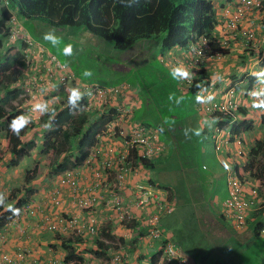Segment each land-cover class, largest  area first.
Here are the masks:
<instances>
[{
  "label": "crops",
  "instance_id": "obj_1",
  "mask_svg": "<svg viewBox=\"0 0 264 264\" xmlns=\"http://www.w3.org/2000/svg\"><path fill=\"white\" fill-rule=\"evenodd\" d=\"M212 2L215 5L216 11L214 35L220 41L227 44V49L229 51L222 57L209 56L205 59L204 65H201L200 70L202 69L205 72L207 80L200 85L194 94L186 99L183 112L186 117L182 115V118L179 120L177 115L173 114L169 116L171 119L169 122H163L165 127L168 128L169 124H173L172 126H175L177 130L190 124L195 126L194 131H178V133L181 137L180 139L186 138L192 143V145L193 143L195 144L194 151L199 152L204 158V163L201 167L206 170V175H202V172L199 171V163L196 164L195 162H191V164H189V162L185 163L182 160L180 152L182 140H178L177 137H174L171 139V142L166 141L164 138V132H161L159 128H156L159 134V139L162 144H164V150L156 158L151 159L148 166L138 163L136 166L137 170L128 177L123 187V192L126 195H130L131 190L140 184L155 192H159L165 201H168V193H170L171 200L168 201V204L173 205L175 202L179 203L180 200L191 196L193 192L198 191V187H201L200 185H202V183L203 185L204 183H208L210 185L219 184V194H221L222 189L225 193V196H220L222 198L221 207L217 211H212L210 208L211 213H207L206 211L209 207H204L202 210V212L206 214L207 223L210 224H214L218 220H224V222L226 221L227 223L231 222L227 217H222L223 203L226 197L230 194L227 183L228 171L225 165L228 167L236 161V155L234 153L240 145L235 142L230 145L224 143V140L227 137V132L223 129L220 134L218 133V121L214 119L206 110L207 105L213 101L224 100L227 96L226 92L230 88H234V94L237 99L238 106L239 108H245V110L244 112L237 114L231 124L235 122H243L244 124H251L253 126L251 130L239 134L244 139V149H246L249 153L254 147H257L264 137V133L262 135V132L264 131V76L256 77L254 75L255 73L264 70V48L262 46L259 47L258 44H256L257 41L247 43L245 40L246 33L251 31L256 33V37L258 39L263 36L264 14H259L257 11H253V9L248 10L240 22L239 29L236 32H233L227 27V18L224 15L223 9L225 7L233 9L237 8L240 0H212ZM139 51L143 52V58L139 60V68L137 70L139 72V75L137 76L138 81L136 84H131L129 82L120 83L123 84L121 86L129 88V90L124 89L120 100L117 102L113 100L111 103V106L113 105L111 115L114 116L118 110L123 107H129L132 109V113L129 117L133 120V122L145 124L146 121L143 119V116L146 112L141 113V110H150L152 106L151 101H153L154 95H157V92L156 94H152V92H154L155 87H160L159 84L162 83L161 81L163 79L171 77L174 80L178 94L186 96L189 87L188 80H193L196 77V72L199 71H197V69L190 64V57L193 56L190 48L175 47L170 50L163 51L162 47H158L156 50V52L159 51L158 54L154 52L155 56L157 54L156 57L151 55L149 51L142 49ZM154 57L156 58V60H154V62H156L155 69L151 70L149 64L152 62ZM121 67H127L128 71L132 70L129 66L121 65ZM177 69H179L180 72H187L188 75L186 77L180 75L179 72H177ZM251 82L254 83L251 84ZM39 88H41V85ZM23 94L24 91H22L21 96ZM198 96L201 97L202 100H198ZM209 97H214V99L209 100ZM35 100L36 99H33V101ZM63 102L64 101H61L59 105ZM20 104L25 112L28 108L34 109L30 101H22V98L20 99ZM254 105H261L262 107L258 108L254 107ZM85 113H87V111H85ZM95 118L96 117L93 114V119L95 120ZM103 119L106 120V117H103ZM191 119L194 121H191ZM255 119L258 123L255 122ZM165 120L166 119H164V121ZM181 121L182 125H180ZM129 123H131V121H129ZM129 123L127 120L124 125L126 127V131H130L132 128V125ZM106 125L107 122L103 125L102 130L106 127ZM228 125L225 129L230 127V124ZM42 126V122L39 125L32 126L30 130H27L20 137L22 142L34 140L36 146L31 151L29 156H26L18 165H16L15 170L17 171L15 173H19L20 170H23V168H28L33 164L38 166V168L44 164L39 161L38 155H36L40 145L35 138L40 134V131H37L36 129L39 130ZM136 126L137 125H135V127ZM197 131L200 133L199 135H196ZM171 134L172 132H170V135ZM218 136L220 137L218 138ZM234 138L236 137H232L233 141ZM101 140H103V138H99V142ZM218 140L219 143L220 140L223 141V145L221 146L222 148L219 150L215 148V146L218 145L216 143ZM94 151L95 146H92L90 148V154L85 162L76 168L69 170L77 175L82 187L93 180L92 170L90 167ZM10 155L12 157L11 152ZM240 160H242V158ZM49 162H52L51 159H49ZM135 164H137V161ZM171 166L172 168L177 169L178 180H169L165 178V175H167V177L169 176ZM155 168H158V170L160 169V174H163V178L161 179L164 180L154 178L153 171ZM64 174L65 173L58 174V179H60V176ZM0 179V190H2L0 192H9L14 183L13 177L4 176ZM42 180L43 177L32 181L30 184L40 188L41 186L37 184H41L43 182ZM23 183H21L20 186ZM23 187L24 184L19 187L20 190H22ZM58 188L60 190V198L62 200L60 206H54L51 203L52 200H50L46 203L47 205H40V209H38L34 215H30L28 213H22L17 216L15 215L14 219L9 222V225H5L0 229V233H5L6 231L7 234L6 242L4 244L0 242V252L5 251L14 255L18 253L26 254L27 257H24V259L19 261L18 264H41L44 263V261H47L48 264H56L55 259L52 257L53 255L50 253L52 247L51 244H55V249H57V253H59L62 251L63 242L57 238V235L65 236L66 233L68 236H71L74 235V233L72 230L67 229L63 230L64 233L62 234H55V239H46V237H42L43 235H41V233H46V231H48L46 227L47 225L44 227L46 212L53 213V210H55V220L58 219V222H60L61 217H65L67 219L77 218L79 220H86L90 216L94 215L98 220V234L102 229H110L112 233H114L118 229L117 226L122 230L124 229L119 221L118 213L112 209L110 203L108 202L109 195L106 191H102L100 193L102 198L99 204L92 207V209L82 210L76 205L74 200L75 198L71 194V189L67 185L59 183ZM46 191L47 190H40L39 194H37L38 196H35L33 200H44V194ZM261 195L263 196L259 199V203L264 201V193ZM9 204H14V201L11 200ZM261 204L262 203H260V207ZM48 207H50V209L47 210ZM149 209L153 212L159 211V208L156 205L151 206ZM174 209L175 208H173L170 212L173 213ZM134 210L139 212L136 208H134ZM1 212L2 211H0V215H2ZM164 212L168 213L169 211H163L162 213ZM43 218L44 220H42ZM247 218L249 224L237 233V235H244V238H250L253 237V235L255 236L254 231L256 230V226L259 222L264 221V207H261L260 210L256 209L255 211H251ZM40 221H43L42 226L39 225ZM162 227L164 229L163 224ZM131 228L132 229L129 228V232L132 233L133 231V237L131 236L132 238L129 239L133 241L136 240L135 244L138 245L136 253L141 254L139 259H134V263L152 264L151 257L154 254H157L162 247V240H150L146 237L147 235H143L140 238L137 237L139 229L147 231L143 225L137 227L131 226ZM217 228L220 231V228ZM261 236H264V229ZM86 238H89V236L83 237V240L85 241L84 243H76L77 248L80 249L86 247L88 250H96L98 245L94 239L93 241H90ZM224 238L225 243H227L228 237L226 236ZM164 240L165 238H163V241ZM108 241L109 240H105L106 243ZM189 261L191 264H198L191 259H189ZM158 264H163L162 258H160Z\"/></svg>",
  "mask_w": 264,
  "mask_h": 264
},
{
  "label": "rangeland",
  "instance_id": "obj_2",
  "mask_svg": "<svg viewBox=\"0 0 264 264\" xmlns=\"http://www.w3.org/2000/svg\"><path fill=\"white\" fill-rule=\"evenodd\" d=\"M7 1L8 0L0 1V16H3V9H6L9 15L7 18L8 22H6L7 28L0 30V37L3 40V44L0 46V71L2 64L5 63L7 59V53L10 48H18L26 58L27 55L37 58L31 60L30 64L35 65L32 67L33 70H27V72L20 77L19 84L14 83L11 85V88L15 90V88L17 89L18 87H21L20 83L22 82L25 84L24 86L31 89V91H27L22 96L20 94L19 97L11 104L19 107L21 105V98L22 101L31 102L34 109L28 108L26 112L23 110L24 112L22 113V116L25 114L31 121L28 124V128H31V125H39L40 123L38 122H41L45 112L55 109L61 101H67L72 90L78 89L77 84L73 81V78L72 81L68 82V85L62 87L61 89H58L59 87L55 89V86L48 84L46 79L43 77V70H35L36 65L40 67L39 64L42 62L41 61L39 64H36L38 60L42 58L39 54L42 52L43 47H45L49 52L56 54L61 61L66 63L71 68L77 80L81 81L83 84L89 87L113 88L120 87L123 85L120 84L122 82L136 84L138 81L137 76L139 75V72L137 71L139 68V60L143 58V52H140L139 50L142 49L149 51L152 55V53L156 52L160 46V41L157 38H153L139 40L130 49L120 50L114 46L112 41L94 35L83 26H66L58 28L39 20L29 19L25 21L24 26V20L18 15L17 11L14 10V7H5V5H8ZM14 16H16V20H10L11 17ZM49 33L59 38L58 44L53 45L51 41L44 38L45 35ZM68 45H71V53L65 54L64 49ZM158 52L159 51L156 53ZM154 60H156L155 57L149 64L151 70L155 69L156 62H154ZM121 65L129 66L132 70L128 71L127 67H121ZM13 68L16 69V66H13ZM86 71L90 72L91 75H85ZM5 75L6 72H2V75L0 76V83L5 79ZM18 78L19 75L16 80H18ZM190 82L191 81L188 80L189 85ZM34 84L36 85L34 86ZM40 85L41 88H39ZM159 85L160 87H155L154 92H152V94H156L157 92V95H154L153 101H151L152 106L150 110L147 109L149 113L145 110H141V113L146 112L143 116V119L146 121L145 124L151 127L154 126L157 129L159 128L161 132H164V138L166 141L171 142V139L174 137H177L178 140H182L180 145L182 160L185 163L189 162V164H191V162H195L196 164L199 163V171H201L202 175H204L206 170L201 167L204 163V158L199 152L194 151V143L192 145V143L186 138L180 139L181 137L178 133V131H194L195 126L190 124L177 130L175 126H172L173 124H169L168 128L163 124V122H169V120H171L169 118L171 113L178 112V108L181 106L185 107V101L191 95L187 94L186 96H182V94H178L174 80L171 77L162 81ZM126 89L129 90V88ZM79 91L82 93L81 90ZM123 92L124 91L114 93L116 102L120 100ZM33 99L36 100L33 101ZM37 105H40L41 108H37ZM112 107L113 105L111 108L109 107L110 110L107 115L110 114V111L113 109ZM176 114L179 115L180 113L178 112ZM182 115L185 116V114H183V110ZM164 119L166 120L164 121ZM191 121L194 120L191 119ZM255 122L258 123L256 119ZM180 125H182V121L180 122ZM46 128L47 126H42L41 129H36L37 131H40V134H37L38 136L35 137L36 141H38V144L40 145L36 155H38L39 161L44 164L39 168L33 164L28 168H23L20 172L18 171L19 173H15L17 171L15 170L16 166L10 165L13 158L10 155V138L7 136V131L2 129L0 132V178L4 176H12L14 180L9 192H0V194H3L5 197L4 205H2L4 211L1 212L2 215L0 216L5 215V213L7 216L10 214L6 211V206L13 199V195L20 191L18 189H20L19 187L23 184L27 193L25 194L24 192H20L21 195L19 197H26L28 195L27 197L29 202L32 201L35 196H38L37 194H39L40 190H47L44 194V200L38 201L42 204H46L50 201L49 197L51 192L59 185L57 175L60 173L56 172L55 166H53L48 159V157L52 156V152L46 154L43 150L45 140L43 139L42 141V136H44L43 133H45ZM170 132H172L171 135ZM263 133L264 131L262 132V135ZM153 172L155 179L164 180L161 179L163 178V174H160V169L158 170V168H155ZM32 174L34 176L31 182L43 177V182L41 184H37L41 186L40 188L31 185V182L26 183V176ZM165 178L169 180H178L177 169L172 168L171 166L169 176L167 177V175H165ZM21 183L23 184L20 186ZM200 186L201 187H198V191L193 192L191 196L185 197L180 200L179 203L175 202L173 204L175 208L173 213L164 212L165 214H161V224H163L164 229L168 232L170 239L179 245L181 250L189 259L197 262L198 264H264V236L257 237L253 235V237L244 238V235H237L238 231H234L235 228L233 227L232 222L229 221V223L226 221L224 222V220H218L214 224L207 223L206 214L202 212L203 208L209 207L206 210L207 213H211V209L212 211L219 210L222 201L221 197L225 196V193L222 189L221 194H219V184L210 185L208 183H204L203 185L202 183ZM260 193H264V184L260 188ZM11 205L14 207V204ZM48 209H50V207H48L47 210ZM52 212L54 214L46 212L45 220L44 218L42 219L44 220V227L48 224V218L55 220V210ZM14 217V214L8 217L9 220L5 225H9V222L14 219ZM90 217L95 216L92 215ZM55 221H58V219ZM42 222L43 221H40L39 225L42 226ZM217 227L220 228V231ZM117 228L118 229L114 232V235L117 238V241H115V244L118 247L117 250H109L105 254L103 251L100 252L97 250L96 252V250H88L86 247L79 249L77 248V245L74 244L73 248H77L75 249V252L79 255H77L75 260H71L74 262L78 261L83 264H135L134 259H139L141 254H137L136 250L131 251L127 245L121 244L122 242H120V238L124 237V231L118 226ZM57 233V231L48 229L46 233H41V235H43V238L46 237V239H55V234ZM62 233L64 232H60V234ZM6 236V231L5 233H0V238H6ZM58 236L59 235H57V237ZM65 236L68 235L65 233ZM95 236L96 235H93L86 239L93 241ZM226 236L228 237L227 243H225L224 238ZM100 238V241H111V238L109 239L108 236L104 234H102ZM127 241L131 242L133 240L129 239ZM135 241L132 243H135ZM51 245L52 247L50 253L53 255L52 257L55 259L56 264H63L65 259L70 256L65 245L62 246V251L59 253H57L58 250L55 249V244ZM132 248L133 247H131V249ZM21 254L24 255V257H27L24 253H18L15 256ZM120 254L126 255L124 256L126 258L122 256L123 260L120 258V262L115 263L114 256ZM163 260L164 259L162 258V263ZM41 264H48V262L44 261V263Z\"/></svg>",
  "mask_w": 264,
  "mask_h": 264
},
{
  "label": "trees",
  "instance_id": "obj_3",
  "mask_svg": "<svg viewBox=\"0 0 264 264\" xmlns=\"http://www.w3.org/2000/svg\"><path fill=\"white\" fill-rule=\"evenodd\" d=\"M7 3L8 5H5V7H14V10L24 20V26L25 21L28 19L39 20L58 28L83 26L94 35L112 41L114 46L120 50L130 49L139 40L153 38H157L160 41L159 47H162L163 51L175 47L188 48L191 43L198 41L204 35L210 39V49L213 54H215L214 52H227V50L221 47L218 38L214 35L216 11L212 0H8ZM2 11L3 16H0V30L7 28L6 22L9 16L6 9ZM2 44L3 40L0 37V46ZM152 55L155 56L154 53ZM13 66H16V69ZM26 68L27 64L23 53L16 47L10 48L7 53V59L2 64L0 71V76L2 72H6L5 79L0 83V132L2 129H5L7 136L10 138V152L13 158L10 163L11 166L18 165L26 156L30 155L36 146L34 140L28 142L21 141L20 137L27 130L31 129L28 128V125L20 132L19 136L15 135L9 127L11 121L18 116H22L24 112L23 107L11 105L23 91L19 87L13 90L11 85L15 83L17 76H20ZM166 79L168 78L163 80ZM205 80H207L206 74L201 69L192 80L191 85H189L187 94H194ZM253 83L251 82V84ZM87 103V99L82 97V99L77 101L76 106L73 107L69 104L68 99L43 115L41 122L44 127L47 126L45 133H43V139L45 140L43 150L46 154L52 152V156L48 158L51 159V164L55 166L57 173L72 170L84 163L90 154V148L98 141V135L101 133L103 125L108 122L106 118V120L102 119L101 121H95L87 125L89 116L84 111ZM182 110L184 112L183 106L178 108V112L181 115H177L176 113L178 112H173L170 116L176 114L180 120L182 118ZM244 110L245 108H235L225 112L218 109L212 114V117L218 121V126L221 128H226L230 124V126L232 125L231 131L246 132L253 128L251 124H244L243 122L231 124L236 115L244 112ZM249 153L247 169L251 173V176L256 177L264 184V140ZM149 161L142 159L143 165L148 166ZM33 176V174L26 176V183H30ZM20 192L26 194L27 190L23 187L22 190L13 195L12 200L14 201V208L21 210L24 204L26 205L29 201L28 195L26 197H19L21 195ZM170 200L171 194L168 193V201ZM0 206V211H4L2 205ZM7 212L10 213L8 216L6 213L0 216V229L7 223L8 217L13 214L10 211ZM162 212H160L159 223L163 229L161 224ZM222 217L225 218L223 211ZM248 224L249 221L247 219L245 226ZM232 225L235 228V232L245 227L238 228L236 225ZM129 226L137 227L140 224L132 222ZM143 227L147 231L139 230L137 237L138 235H147L146 237L148 238L150 229L145 224ZM263 229L264 221H261L256 226V232L254 231L255 236L262 237L261 233H263ZM102 234L108 236L109 239L111 238V241L107 243L100 241L99 239H101L100 236ZM57 238L62 240L63 245H65L70 254L65 259L64 264H83L71 260H75L77 255H79L75 252L77 248H73V245L84 243L83 238L78 236L62 237V235H59ZM163 238H167L168 241L173 242L164 229L163 237L158 239L162 240V245L165 243V241L163 242ZM127 240L124 237L120 238L122 245H127L131 251L137 250L138 246L132 243L133 241L129 242ZM94 241L98 245L96 252L98 250L106 254L109 250L118 249L115 244L117 238L110 229H102L99 234L97 233ZM175 244L178 245L177 243ZM131 247L133 248L131 249ZM163 254L161 247L158 253L151 257L152 264H158ZM122 256L124 257L125 255L122 254ZM174 263L173 260H163V264Z\"/></svg>",
  "mask_w": 264,
  "mask_h": 264
},
{
  "label": "built area",
  "instance_id": "obj_4",
  "mask_svg": "<svg viewBox=\"0 0 264 264\" xmlns=\"http://www.w3.org/2000/svg\"><path fill=\"white\" fill-rule=\"evenodd\" d=\"M253 9L258 13L264 11V3L261 0H242V6L236 10L231 11L226 9L227 25L231 30H236L243 14L248 10ZM16 20V17L12 18V21ZM248 41H253L255 38V32L251 31L247 35ZM264 43V39L261 40ZM193 56L190 64L200 65L201 61L210 52L209 39L205 36L201 37L199 42L192 44ZM42 58L38 60L35 70H43V77L51 86H62L73 81L77 84L79 90L82 91V96L90 100L86 111L93 112L96 118L102 117L107 114L109 107L113 100L115 101L114 93H120L124 91L123 86L113 88L102 87H89L77 80L73 74L71 68L61 61L54 53H50L43 48L39 54ZM37 59L27 55L26 61L28 64L27 70H33L34 64H30L31 60ZM27 72V71H26ZM25 72V73H26ZM24 73V74H25ZM75 78H74V77ZM22 82L20 86L25 91H31L30 88L24 86ZM36 84H34L35 86ZM24 86V87H23ZM237 107V103L234 98V91L231 90L227 98L223 102H213L208 109L210 112H215L220 109L228 112ZM132 109L124 107L114 115L103 131L100 133L99 138H103L99 142H96L95 151L91 158V170L93 175L92 182L87 183L82 187L81 182L77 175L72 171L64 172V175L60 176L59 183L67 185L71 189V194L75 198L76 205L84 209H92L95 205L100 203L102 191H106L109 195L108 202L112 209H114L119 216L122 228H124L125 236H131L128 225L132 222L136 224L149 227V237L152 240H158L163 237V229L160 226V212L172 211L173 205L168 204L163 199L159 192H155L147 187L138 184L132 190L130 195H126L123 192V187L126 180L137 169V165L143 164L142 159L151 160L156 158L164 150V144L159 139L157 129L146 124H139L133 122L129 117ZM132 125L130 131H126L125 123ZM134 124V126H133ZM135 125H137L135 127ZM221 132V131H218ZM219 138V137H218ZM107 140V141H106ZM106 143V144H104ZM219 143V140L217 141ZM227 145L231 144L228 139L224 142ZM240 147L237 148L236 154L238 157L245 155V149L243 147V139L238 138L236 144ZM223 141L220 140L219 145H216L217 149L221 148ZM135 154V155H134ZM137 161V164L135 162ZM241 170L234 168H228V187L230 196L225 199L223 203V214L227 217L232 224L238 228H243L246 225L248 214L252 210L258 209L259 199V180L253 179L250 174L244 172L239 173ZM49 200H52V204L55 206L61 205L60 190L55 187V190L51 192ZM40 205L43 204L38 201H30L22 207L20 214L34 215ZM156 205L159 211L153 212L149 208ZM44 206V205H43ZM136 208L139 212L134 210ZM19 214V215H20ZM47 228L52 231L60 232L61 230H72L75 235L86 237L97 235L99 232L98 220L96 217H89L86 220H79L77 218L66 219L61 217L60 222L48 218ZM64 225V226H63ZM64 228V229H63ZM131 229V228H130ZM132 231V230H131ZM139 232V231H138ZM130 234V235H129ZM165 243L162 245L163 259L173 260L174 264H191L189 258L184 254L181 248L173 242L168 241L165 238ZM163 241V242H164ZM1 243L6 242V238H0ZM122 254L114 257V262H120ZM124 255V254H123ZM126 256V255H125ZM24 259V255H17L1 251L0 252V264H18L19 261Z\"/></svg>",
  "mask_w": 264,
  "mask_h": 264
},
{
  "label": "clouds",
  "instance_id": "obj_5",
  "mask_svg": "<svg viewBox=\"0 0 264 264\" xmlns=\"http://www.w3.org/2000/svg\"><path fill=\"white\" fill-rule=\"evenodd\" d=\"M263 3H264V0H261ZM239 6L238 7H240V6H242V0H240V3L238 4ZM237 7V8H238ZM237 8H235V9H233V8H230V7H225L223 10H224V15H225V17H226V9H230L231 11H234V10H236ZM259 14H264V11L262 12V13H259ZM245 14H243V16H244ZM243 16H242V18H243ZM14 17H16V16H14ZM216 17V16H215ZM12 18L13 17H11V19L10 20H12ZM227 18V17H226ZM9 20V21H10ZM228 20V19H227ZM8 22V21H7ZM228 22V21H227ZM241 22V21H240ZM227 24V23H226ZM239 26H240V23H239V25H238V28L236 29V30H231V31H233V32H236L238 29H239ZM227 27H228V25H227ZM263 27H264V18H263ZM247 35H248V32L246 33V38H245V40L247 41V43H249V42H256V44H258V46L260 47V46H262L263 48H264V43H262V39H264V33H263V36L261 37V38H257L256 37V33H255V38H254V40L252 41H248V37H247ZM204 36V35H203ZM203 36H201V37H203ZM201 37L199 38V40L201 39ZM205 37H207V36H205ZM46 40H49V41H51L52 43H53V45H56V44H58L59 43V38H57V37H55L54 35H52V34H46L45 35V37H44ZM208 38V37H207ZM209 39V38H208ZM199 40L198 41H196V42H193V43H191L190 44V46L188 47V48H190L191 49V51H192V44H194V43H197V42H199ZM218 42L220 43V45H221V47L223 48V49H225V50H227V52L226 53H228V46H227V44L226 43H224V42H222V41H220L219 39H218ZM209 43H210V39H209ZM45 50H47L45 47H43ZM48 51V50H47ZM49 52V51H48ZM64 52H65V54H70L71 53V45H68L65 49H64ZM51 53V52H50ZM193 53V52H192ZM215 54H213V52H212V50H210V52H208L207 53V55H205V57L203 58V60L201 61V63H200V65H193L196 69H197V71H199L200 70V67H201V65L203 64L204 65V62H205V59L207 58V57H209V56H217V57H222V56H224L226 53H224V52H214ZM24 57H25V55H24ZM191 58H192V56L190 57V61H191ZM25 61H26V57H25ZM26 64H27V61H26ZM27 69H28V64H27V68L24 70V72L19 76V78H18V80H16L15 81V83L17 84H19V82H20V77L27 71ZM177 72H179V74L180 75H183V76H187L188 75V73L187 72H180V70L179 69H177ZM197 73L198 72H196V75H197ZM85 75H91V73L90 72H85ZM256 77H261V76H264V70H262V71H260V72H258V73H255L254 74ZM77 79V78H76ZM189 81H191L190 82V85H191V83H192V80H189ZM66 85H68V84H66ZM66 85H60V86H55V89H57V87H59L58 89H61L62 87H64V86H66ZM20 89H22L23 91H24V93H26V91H25V89L24 88H22V87H20ZM231 90H233L234 92H235V89L234 88H230L227 92H226V94H227V96H228V94H229V92L231 91ZM227 96H226V98H227ZM82 97H84V96H82V93L79 91V89H73L72 90V92H71V95H70V97H69V104L71 105V106H73V107H75L76 106V103H77V101L79 100V99H82ZM86 98V97H85ZM225 98V99H226ZM234 98H235V101H236V103H237V99H236V97H235V94H234ZM87 99V101H88V103H87V105H86V108H85V110L84 111H86V109H87V106H88V104H89V102H90V100L88 99V98H86ZM197 99L198 100H202V98L201 97H197ZM212 99H214V97H209V100H212ZM224 99V100H225ZM224 100H220V101H213V102H223ZM213 102H211L209 105H207V107H206V110L212 115L213 113H215V112H210V110L208 109V107L213 103ZM37 108H41V106L40 105H37L36 106ZM254 107H258V108H261L262 106L261 105H254ZM237 109L239 108V106H238V103H237V107H236ZM109 110H110V108H109ZM234 111V110H233ZM87 113H88V115H89V121H88V125H90V124H92L93 122H95L96 120L98 121H101L102 119H103V117L105 116L106 118H108L109 119V121L114 117V116H112L111 115V111H110V114L109 115H107V114H105V115H103L102 117H99V119L98 118H95V120L93 119V112H91V113H89L88 111H87ZM93 121H92V120ZM108 121V122H109ZM31 121H30V119L28 118V117H26V115L24 114V116H18V117H16L15 119H13L12 121H11V123H10V130L15 134V135H17V136H19L20 135V132L30 123ZM107 122V123H108ZM233 122V121H232ZM232 124H234V123H232ZM223 129L225 130V132H227V137L225 138V140H224V142L226 141V140H230L231 141V144L233 143V142H235L236 143V141H237V139L238 138H241V139H243L242 138V136H240L239 134L240 133H242L241 131H231V129H232V125L229 127V128H227V129H225V128H221V127H219V129H218V131H223ZM103 131V130H102ZM101 131V132H102ZM221 132H218L219 134L221 133ZM238 132V133H237ZM200 133L197 131L196 132V135H199ZM238 134V135H237ZM100 135V134H99ZM99 135H98V139H99ZM233 136H235L236 138H234V141L232 140V137ZM218 137H220V136H218ZM244 140V139H243ZM262 140H264V139H262ZM261 140V141H262ZM216 143H217V141H216ZM218 145H219V143H217ZM221 146H222V144H221ZM215 148H216V146H215ZM222 148V147H221ZM220 148V149H221ZM217 149V148H216ZM217 150H219V149H217ZM237 150V149H236ZM246 150V149H245ZM235 155H236V158H235V160L236 161H234L233 162V164L232 165H230V166H228L227 167V165H225V167L227 168V171H228V168H234V169H236V170H241L239 173H242L243 172V174H244V172H246V173H248V174H250V176H251V173L249 172V170L247 169V165H248V158H249V154L250 153H248L247 152V150H246V153H245V155L243 156V157H238L237 156V154H236V152L234 153ZM242 158V160H240ZM67 171H69V170H67ZM66 172V171H65ZM62 173H64V172H62ZM61 174V173H60ZM253 179H257L256 177H253V176H251ZM257 180H259V179H257ZM227 183H228V176H227ZM258 185H259V194H260V196L262 197L263 195H261V193H260V188L262 187V185H263V183H262V181H260L259 180V183H258ZM4 202H5V197H4V195L3 194H0V205H4ZM260 203H262L261 204V207H264L263 205H264V201H262V202H260ZM260 203H259V205H260ZM261 207H259V210L261 209ZM6 211H10V212H12L14 215H19L20 214V209H18V208H14L11 204H8L7 206H6ZM67 219V218H66ZM248 219V218H247ZM128 227L129 228H131V226H129L128 225ZM132 229V228H131ZM140 230V229H139ZM138 230V231H139ZM124 231V230H123ZM60 232H63V230H61ZM60 232H58L57 234H60ZM137 233H139V232H137ZM133 235V231H132V233H131V236ZM71 236H78V235H71ZM124 238H126V239H129V238H131L130 236H125V233H124ZM78 237H81V236H78ZM138 237L140 238L141 236H139L138 235ZM83 238V237H82ZM115 257V256H114ZM124 258H126V257H124ZM162 258H163V256H162Z\"/></svg>",
  "mask_w": 264,
  "mask_h": 264
}]
</instances>
